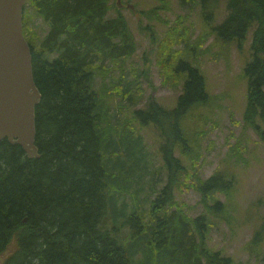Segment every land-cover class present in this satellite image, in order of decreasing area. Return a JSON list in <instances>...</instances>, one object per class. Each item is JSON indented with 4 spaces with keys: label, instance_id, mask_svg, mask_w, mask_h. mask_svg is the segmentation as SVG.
Listing matches in <instances>:
<instances>
[{
    "label": "trees",
    "instance_id": "16d2710c",
    "mask_svg": "<svg viewBox=\"0 0 264 264\" xmlns=\"http://www.w3.org/2000/svg\"><path fill=\"white\" fill-rule=\"evenodd\" d=\"M109 1L28 0L48 25L43 38L31 29L24 9V36L42 96L35 110L41 157L28 158L20 146L0 142V264H238L208 245L205 214L190 218L173 207L175 191L188 175L175 155L178 147L185 155L191 150L185 122L216 101L201 69L184 58L191 46L168 66L182 83L176 107L166 110L152 102L149 109L134 112L139 122L152 123L161 133L168 181L155 192L148 212L141 211L140 202L127 210L126 196H133L137 175L118 167L133 148L140 165L141 137L129 126L111 125L105 92L97 91L95 82L99 75L108 76L106 64L122 69L137 47L123 16L108 18ZM199 1L206 6L210 0ZM227 11L224 22L209 31L239 47L253 31L252 60L244 70V122L264 143V0H228ZM123 77L121 71L125 83L115 85L117 95L133 100L140 89ZM195 188L210 212L225 211L216 198L232 188L225 174L198 178ZM247 248L264 264V219Z\"/></svg>",
    "mask_w": 264,
    "mask_h": 264
},
{
    "label": "rangeland",
    "instance_id": "374dc122",
    "mask_svg": "<svg viewBox=\"0 0 264 264\" xmlns=\"http://www.w3.org/2000/svg\"><path fill=\"white\" fill-rule=\"evenodd\" d=\"M227 3L228 0H210L203 6L199 0H122L123 6L117 9V1L110 0L108 18L123 16L137 48L122 69L106 64L108 76H97L95 89L105 92L111 125L129 126L141 137L140 165L138 148H133L124 153V166L118 170L136 171L137 175L133 196H126L128 212L137 202L141 211L148 212L151 200L158 194L155 192L168 181L160 150L164 140L154 124H142L134 112L149 109L152 102L166 110L176 107L182 83L171 75L168 66L174 62L175 54L187 52L185 49L191 46L186 53L189 58H184L201 69L207 91L216 101L195 111L185 122L191 150L185 155L178 147L175 155L188 168V175L181 179L185 185L175 191L173 207L182 208L190 218L202 214L208 217V245L213 250L222 251L238 264H262L247 248L264 219V143L244 122L248 92L244 70L252 60L253 31L241 47L238 42L223 43L209 31L224 22ZM26 7L31 29L43 38L48 25L28 0ZM154 9L157 13L152 12ZM177 39L182 41L174 44ZM121 71L124 81H135L140 89L133 100L117 95V87L125 83L120 82ZM217 171L225 174L232 185L230 191L216 194L226 205L220 215L201 203L195 188L198 178L205 180Z\"/></svg>",
    "mask_w": 264,
    "mask_h": 264
},
{
    "label": "water",
    "instance_id": "95a60500",
    "mask_svg": "<svg viewBox=\"0 0 264 264\" xmlns=\"http://www.w3.org/2000/svg\"><path fill=\"white\" fill-rule=\"evenodd\" d=\"M27 0H0V142L20 146L28 158H40L35 110L41 101L31 48L24 36ZM118 7L122 0H116Z\"/></svg>",
    "mask_w": 264,
    "mask_h": 264
},
{
    "label": "flooded vegetation",
    "instance_id": "af4514ba",
    "mask_svg": "<svg viewBox=\"0 0 264 264\" xmlns=\"http://www.w3.org/2000/svg\"><path fill=\"white\" fill-rule=\"evenodd\" d=\"M122 6H123V5H122ZM122 6H121V7H122ZM127 7H128V8H131V9H134L131 5H128Z\"/></svg>",
    "mask_w": 264,
    "mask_h": 264
}]
</instances>
